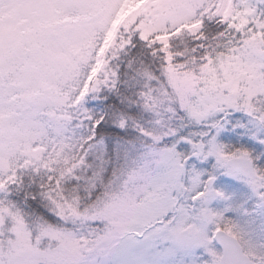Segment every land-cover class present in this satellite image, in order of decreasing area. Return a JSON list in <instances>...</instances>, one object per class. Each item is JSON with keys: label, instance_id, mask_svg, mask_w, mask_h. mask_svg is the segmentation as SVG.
<instances>
[{"label": "snow or ice", "instance_id": "6c2138e0", "mask_svg": "<svg viewBox=\"0 0 264 264\" xmlns=\"http://www.w3.org/2000/svg\"><path fill=\"white\" fill-rule=\"evenodd\" d=\"M0 264H264V0H0Z\"/></svg>", "mask_w": 264, "mask_h": 264}]
</instances>
